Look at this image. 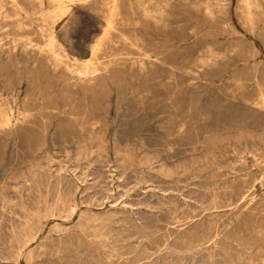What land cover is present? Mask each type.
Wrapping results in <instances>:
<instances>
[{"label":"rangeland","instance_id":"rangeland-1","mask_svg":"<svg viewBox=\"0 0 264 264\" xmlns=\"http://www.w3.org/2000/svg\"><path fill=\"white\" fill-rule=\"evenodd\" d=\"M130 1H66L57 49L80 65L102 44L87 83L39 48L14 49L47 32L38 1L5 0L0 264H264V13L252 32L240 0L217 23L199 0H174L162 29ZM119 30L152 41L162 61L139 70ZM208 46L222 57L204 66Z\"/></svg>","mask_w":264,"mask_h":264},{"label":"bare ground","instance_id":"bare-ground-1","mask_svg":"<svg viewBox=\"0 0 264 264\" xmlns=\"http://www.w3.org/2000/svg\"><path fill=\"white\" fill-rule=\"evenodd\" d=\"M18 0H13L14 3V9L15 7H20L21 9H24L21 3L16 2ZM34 1V0H33ZM38 1V5L41 8L40 12H39V19L41 20V24H40V29L41 32L45 33V37L47 38L46 43L42 44V45H38V44H34L32 43V41H21V39L19 40H15L14 41V49H16L18 47V44H21L22 49L23 50H28L29 48H39L41 52H47V54H51V58L53 60V67L54 68H58L60 66L64 67L66 70H68L72 75L79 76L82 77L83 79H85V81H87V83H93L95 81V77L97 75V73L100 71L98 62L96 61L97 58H99L98 56H96L97 52L101 51L99 50L102 44H98L95 45L93 47V59H88V61L80 64V65H76V64H70L69 62V56H68V52L65 50V48L63 49H57V42L58 39L54 33V25L56 24V22H58V20L60 18H63V16H65V12H68V6L66 5V1L67 0H51L53 2V7L49 8V9H45L44 8V0H36ZM172 1L174 0H136V2L134 1V4L137 6V8L139 10H141L142 15L147 19V20H151L154 25H161V24H165L166 25V16L168 14V7L171 6ZM185 1V0H183ZM187 1V0H186ZM241 1V6H240V10H241V19L242 22L245 25H248L250 27V30L252 32H254L257 28H258V24L259 21H261V15L264 13V8L262 3L260 2V0H240ZM132 1H130L131 3ZM71 3V2H70ZM177 3V2H176ZM187 3V2H186ZM228 0H199L194 2V7L197 9H202V11L204 12V15L207 17V19H209L211 22L213 23H217L218 22V18L217 15L218 13L221 14H227V7H228ZM33 4V3H32ZM121 4V3H120ZM133 2L131 3L130 7L133 8L134 6ZM5 0H0V12L1 14H3L6 17H11V15L5 11ZM238 6V8H239ZM118 7H119V3L118 1L115 2L114 7H113V15L118 13ZM128 7V6H127ZM174 7V6H173ZM193 7V6H192ZM39 8V9H40ZM20 9V10H21ZM71 10V9H70ZM239 10V11H240ZM22 11V10H21ZM198 12V10H197ZM200 12V11H199ZM27 13V10H26ZM64 14V15H63ZM111 14V13H110ZM133 14V13H132ZM130 14V15H132ZM200 14V13H199ZM28 14H26L27 16ZM63 15V16H62ZM175 15V14H174ZM2 16V15H0ZM117 16V15H116ZM170 16V14L168 15ZM199 16V15H197ZM37 18V16H35ZM172 17V16H171ZM170 17V18H171ZM101 18V17H100ZM178 18V17H177ZM26 19V18H24ZM31 19V18H30ZM115 19V18H114ZM119 19V17L117 18V20ZM135 19V18H134ZM144 19V18H143ZM28 20V19H27ZM33 21V20H32ZM134 21V20H133ZM146 21V20H145ZM144 21V22H145ZM180 21V20H179ZM35 22V20H34ZM39 22V21H36ZM108 22V21H107ZM24 22L19 21L17 24H19V27H21ZM118 23V22H117ZM152 23V24H153ZM180 23V22H179ZM178 23V24H179ZM2 24V22H1ZM0 24V25H1ZM16 24V25H17ZM191 24V23H190ZM227 26H230V23L226 22ZM38 25V24H37ZM123 25V24H122ZM125 25V24H124ZM170 25V24H169ZM224 25V24H223ZM36 26V25H35ZM119 26V23H118ZM164 26V25H163ZM162 25L160 27H163ZM167 26V25H166ZM165 26V27H166ZM172 26V25H171ZM180 26V24H179ZM178 26V27H179ZM197 26V25H196ZM3 27V26H2ZM18 27V28H19ZM25 27V26H24ZM37 27V28H38ZM114 27V22L111 20L109 23V28L106 29V31L104 32V37L106 38V40L109 38V33H110V29H113ZM117 27V26H116ZM125 27V26H124ZM177 27V26H176ZM183 27V26H182ZM123 28V27H122ZM136 28V27H135ZM232 28V27H231ZM164 29V27L162 28ZM167 29V27H166ZM117 30V29H116ZM235 30V29H233ZM5 31V30H4ZM114 31V30H113ZM120 31V30H119ZM133 31V30H132ZM135 31V30H134ZM138 31V29H137ZM135 31V32H137ZM236 31V30H235ZM115 32V31H114ZM121 32V31H120ZM190 32V31H189ZM29 33V32H28ZM42 33V34H43ZM126 33V31H125ZM138 33V32H137ZM115 34V33H114ZM119 34V32H118ZM122 34V32H121ZM136 34V33H135ZM113 35V34H112ZM117 35V34H116ZM120 35V34H119ZM132 35V34H131ZM137 35V34H136ZM148 35V34H147ZM149 36V35H148ZM103 37V39H105ZM115 37V36H114ZM17 38V37H16ZM19 38V37H18ZM45 38V39H46ZM118 38V36L116 37ZM122 38L124 39V41H126V43H128L130 46L135 47L139 50V55L136 58H129V62L131 61L133 64H137L139 67V70L144 71L147 68L148 63H153L156 64L158 62H161L162 59L159 56V54H161V52L157 51L154 47L153 44H151L152 41H147L146 37L139 35L136 37H131L130 35L127 34H122ZM8 39V38H7ZM27 39V38H26ZM120 39V38H119ZM23 40V39H22ZM28 40V39H27ZM35 40V39H34ZM102 40V38H101ZM41 41V40H40ZM99 41V40H98ZM108 41V40H107ZM117 41V40H116ZM155 42V40H153ZM101 42V41H100ZM108 45V44H107ZM2 46V45H1ZM113 47V46H111ZM118 47V46H117ZM8 48V47H7ZM107 48V47H106ZM1 49V47H0ZM13 49V50H14ZM113 49V48H112ZM230 49V48H229ZM3 51V49H1ZM38 50V49H37ZM111 50V49H110ZM109 51V50H108ZM114 51V50H113ZM130 51V50H128ZM132 51V50H131ZM130 51V52H131ZM9 52V51H8ZM15 52V50H14ZM38 52V51H37ZM225 52V51H224ZM13 53V52H12ZM32 53V51H31ZM40 53V52H39ZM43 53V54H44ZM107 53V52H106ZM105 53V54H106ZM116 52L114 51V54ZM167 53V52H166ZM206 53L205 55L200 57V62L202 64L205 65H210L212 63H214L216 61V59L221 56L222 57V53L218 52L217 50H215L212 46H208L206 48ZM23 54H25L23 52ZM48 54V55H49ZM99 54V53H98ZM122 55V53H120ZM134 54V53H133ZM46 55V54H45ZM118 55V53H117ZM38 56V55H37ZM41 56V53H40ZM100 56V55H99ZM105 56V55H104ZM115 56V55H114ZM120 56V55H118ZM39 57V56H38ZM101 57V56H100ZM103 57V56H102ZM112 57V56H111ZM123 57V56H122ZM197 57V56H196ZM90 58V57H89ZM106 58V56H105ZM116 58V57H114ZM124 58V57H123ZM120 57V59H123ZM102 59V58H101ZM107 59V58H106ZM222 60V58H220ZM119 60V59H118ZM50 61V60H49ZM77 61H80V59H77ZM103 61V60H101ZM110 61H112V59H110ZM116 61V60H115ZM223 61V60H222ZM74 62V61H73ZM100 62V60H99ZM104 62V61H103ZM118 62V61H117ZM120 62V61H119ZM125 62V61H123ZM107 63V62H106ZM115 63V62H114ZM126 63V62H125ZM164 63V62H163ZM27 64V63H26ZM49 64V63H48ZM104 64V63H103ZM201 64V65H202ZM111 65V64H110ZM132 65V64H131ZM151 65V64H150ZM149 65V66H150ZM52 66V65H50ZM104 66V65H103ZM106 66V65H105ZM121 66V65H120ZM123 66V64H122ZM133 66V65H132ZM197 66V65H196ZM111 67V66H110ZM135 67V66H134ZM53 68V69H54ZM122 68V67H120ZM125 68V67H124ZM61 69V67L59 68ZM184 69V68H183ZM57 70V69H56ZM55 71V70H54ZM106 71V70H105ZM97 78V77H96ZM166 81V80H165ZM260 88H262V85L259 83ZM17 101V99H16ZM262 101L264 102V93H262ZM66 109V108H65ZM3 116L6 118H4L6 121H10L8 114H6L5 112L3 113ZM76 118V117H75ZM3 120V119H2ZM91 120V119H89ZM88 120V122H90ZM83 121V120H82ZM86 121V120H85ZM84 122V121H83ZM92 122V121H91ZM5 124V123H3ZM9 124V123H8ZM10 125V124H9ZM7 126V125H5ZM254 152V151H253ZM151 156V155H150ZM254 159V158H253ZM257 163V162H256ZM62 170V169H61ZM246 183V182H245ZM248 186V185H247ZM241 189V188H240ZM241 192L238 199H237V203L240 202H246L248 201V198L251 196V190L250 187H247L245 190L239 191ZM239 194V193H238ZM252 198V197H251ZM229 199V198H228ZM231 199V198H230ZM231 201V200H230ZM235 201V200H234ZM3 202V201H2ZM64 202V201H63ZM67 202V201H66ZM58 203V202H57ZM230 203V202H229ZM68 205V203L66 204ZM238 205V204H237ZM249 205V204H248ZM58 206V205H57ZM48 207V206H47ZM51 207V206H50ZM55 207V206H54ZM74 207V206H73ZM215 208V207H214ZM56 209V208H55ZM54 211V210H53ZM49 212V211H48ZM52 213V212H51ZM55 213V212H54ZM52 213V214H54ZM33 214V213H32ZM36 214V213H35ZM57 214V213H56ZM43 215V213H42ZM48 215V214H47ZM43 218V216H42ZM39 222V221H38ZM40 223V222H39ZM27 225V224H26ZM32 232V231H31ZM25 233V232H24ZM32 234V233H31ZM16 236V235H15ZM31 236V235H30ZM33 236V235H32ZM23 237V236H22ZM216 238V237H215ZM18 239V238H17ZM25 239V238H24ZM30 237H26L24 244L21 242V244H23L24 246L29 244L30 242ZM108 241V240H107ZM22 245V246H23ZM164 246V245H163ZM17 250V249H16ZM18 251V250H17ZM16 251V252H17ZM23 253V250L20 246V251L18 256L20 257ZM30 254V253H29ZM28 254V255H29ZM26 257V256H25ZM29 257V256H28ZM29 261V260H28Z\"/></svg>","mask_w":264,"mask_h":264},{"label":"crops","instance_id":"crops-1","mask_svg":"<svg viewBox=\"0 0 264 264\" xmlns=\"http://www.w3.org/2000/svg\"><path fill=\"white\" fill-rule=\"evenodd\" d=\"M58 37V36H57ZM59 39V38H58ZM64 46V45H63ZM65 47V46H64ZM66 48V47H65ZM66 50L68 51V49L66 48ZM69 52V51H68ZM70 53V52H69ZM71 54V53H70ZM76 57V56H75Z\"/></svg>","mask_w":264,"mask_h":264}]
</instances>
